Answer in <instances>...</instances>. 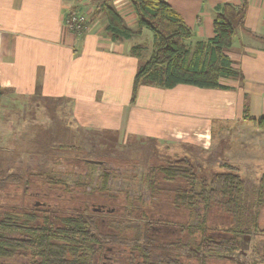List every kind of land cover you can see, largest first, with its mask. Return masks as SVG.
I'll list each match as a JSON object with an SVG mask.
<instances>
[{
    "label": "crops",
    "instance_id": "1",
    "mask_svg": "<svg viewBox=\"0 0 264 264\" xmlns=\"http://www.w3.org/2000/svg\"><path fill=\"white\" fill-rule=\"evenodd\" d=\"M108 1L135 29L128 1ZM164 1L192 31V48L213 37L217 6L247 4L244 26L225 52L239 74L220 81L226 90L142 84L131 104L134 77L150 56L151 34L143 29L130 41L114 42L104 32L105 20L90 18L78 40L63 20L73 10L90 17V0H0V88L9 96L67 105L82 129L117 135L120 142L176 139L206 150L215 123L264 117V0ZM6 95L5 103H13Z\"/></svg>",
    "mask_w": 264,
    "mask_h": 264
},
{
    "label": "rangeland",
    "instance_id": "2",
    "mask_svg": "<svg viewBox=\"0 0 264 264\" xmlns=\"http://www.w3.org/2000/svg\"><path fill=\"white\" fill-rule=\"evenodd\" d=\"M5 95L0 101V218L7 215L27 222L26 215L33 208L47 209L48 215L54 213L60 218L75 211L86 214L90 210L102 211L91 218L99 230L116 233L117 243L113 247L96 246L90 250L88 245L81 244V251L92 264H134L133 259L140 254L145 223L140 214L151 219L159 215L154 211L156 202L150 193V170L163 165L169 157H188L196 170L222 172L225 171L222 166L227 165L242 178L245 215L236 234L240 240L237 252L204 258L189 244L179 252V260L184 264H264L257 252L264 239V232L260 231L264 228V198L258 196L257 190L259 178L264 174V132L250 123L246 115L247 122L234 117L232 121L215 123L206 150L189 142L178 143L176 139L160 140L142 150L149 141L120 142L117 135L84 130L72 120L67 105L50 102L55 104L61 128L66 132L54 139L50 152H45L41 148V135L52 121L44 106L37 101L6 95L11 100L14 98L8 105ZM83 134L97 142V153L102 157L92 156L90 145L81 142ZM101 194L108 199L98 202ZM36 203L40 206L35 207ZM97 205L104 207L100 209ZM108 210L110 214H106ZM203 214L204 207L199 204L186 220H181L188 223V232H197ZM37 215L41 225L44 213ZM169 215L177 219V213ZM1 234L13 239H33L25 232L1 231ZM173 234L172 241L187 240L186 235ZM51 242L64 244L58 238H52ZM33 261L32 254H24L8 261L0 260V264H31Z\"/></svg>",
    "mask_w": 264,
    "mask_h": 264
},
{
    "label": "trees",
    "instance_id": "3",
    "mask_svg": "<svg viewBox=\"0 0 264 264\" xmlns=\"http://www.w3.org/2000/svg\"><path fill=\"white\" fill-rule=\"evenodd\" d=\"M90 1L94 8L91 16L86 18L85 27L90 18L104 19V32L114 42L130 41L139 36L143 29L151 34L150 56L134 77L131 104L135 102L138 88L142 84L155 85L165 90L179 85L205 90H226L220 84L222 79L239 78V74L232 70V61L225 52L231 48L236 32L244 26L246 3L217 6L212 22L213 37L192 48L187 45V41L192 38V31L164 0H127L136 18L135 29L126 26L108 0ZM5 94L6 90L0 88V101ZM37 99L33 98V101L44 106L52 121L49 129L41 135V148L50 152L54 139L63 135L62 132H66V129L61 128L56 106L44 98H39V101ZM246 119L264 132V117L249 119L246 116ZM82 136L81 142L86 141L90 145V152L94 154L92 156L102 157L97 153V142L89 136ZM155 142L151 140L146 146L142 145L144 148L141 149L145 150ZM85 155L88 156V153ZM222 168L225 171L210 172L204 168L196 170L188 157H169L163 165L154 166L150 170V193L156 202L153 207L160 216L151 219L144 213L140 214L145 223L140 254L137 259H133L134 264H184L179 260V252L189 244L204 258L210 255H230L239 250L240 240L236 234L245 215L244 182L229 166L223 165ZM257 190L258 196L264 198V174L259 178ZM97 198L101 199L98 202L108 199L104 194ZM199 204L204 207V214L199 220L197 232L190 233L188 223H182L181 220H186L188 214ZM100 212L102 211L90 210L86 214L87 212L75 211L60 218L54 213L48 215L47 209L33 208L26 215L27 222L2 216L0 260L8 261L24 254H32L35 261L31 264H92L86 258L87 254L81 251V244L88 245L90 250L96 246L113 247L118 240L116 233L99 230L92 220L91 216ZM163 212L166 213L161 214ZM174 212L177 213V219H172V215H169ZM37 213H44L41 225L38 224ZM1 231L25 232L33 239L8 238ZM260 231L264 232V228ZM173 233L186 235L187 240L172 241L170 238L174 236ZM52 238H58L64 244L52 243ZM257 252L264 259V239Z\"/></svg>",
    "mask_w": 264,
    "mask_h": 264
},
{
    "label": "built area",
    "instance_id": "4",
    "mask_svg": "<svg viewBox=\"0 0 264 264\" xmlns=\"http://www.w3.org/2000/svg\"><path fill=\"white\" fill-rule=\"evenodd\" d=\"M86 18V15L82 14L80 11L68 12L63 20L64 28L76 34L78 40H80L85 30Z\"/></svg>",
    "mask_w": 264,
    "mask_h": 264
},
{
    "label": "water",
    "instance_id": "5",
    "mask_svg": "<svg viewBox=\"0 0 264 264\" xmlns=\"http://www.w3.org/2000/svg\"><path fill=\"white\" fill-rule=\"evenodd\" d=\"M95 164H101V163L100 162H95ZM34 206L38 207V206H40V204L36 203ZM42 206H44V205L42 204Z\"/></svg>",
    "mask_w": 264,
    "mask_h": 264
},
{
    "label": "flooded vegetation",
    "instance_id": "6",
    "mask_svg": "<svg viewBox=\"0 0 264 264\" xmlns=\"http://www.w3.org/2000/svg\"><path fill=\"white\" fill-rule=\"evenodd\" d=\"M36 197H38V196H36Z\"/></svg>",
    "mask_w": 264,
    "mask_h": 264
}]
</instances>
